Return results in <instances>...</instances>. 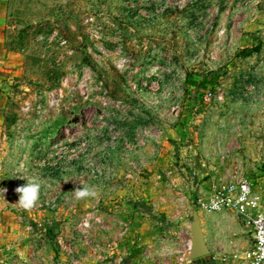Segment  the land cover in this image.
Instances as JSON below:
<instances>
[{"label": "rangeland", "instance_id": "374dc122", "mask_svg": "<svg viewBox=\"0 0 264 264\" xmlns=\"http://www.w3.org/2000/svg\"><path fill=\"white\" fill-rule=\"evenodd\" d=\"M207 137L264 192V0H0V225L28 253L12 258L196 264L207 190L188 150ZM24 176L41 182L31 210Z\"/></svg>", "mask_w": 264, "mask_h": 264}, {"label": "crops", "instance_id": "0c3cea01", "mask_svg": "<svg viewBox=\"0 0 264 264\" xmlns=\"http://www.w3.org/2000/svg\"><path fill=\"white\" fill-rule=\"evenodd\" d=\"M211 139L208 137L207 139L205 138L203 142L204 146L201 145V147L192 142L188 150V152H190L189 165L191 166V170H195L201 175L199 180L196 179L193 182L196 185H199V190L200 192L202 191V193L207 190L210 182L215 179V176H210L212 170L216 171L215 169H217L216 175H219L226 165L237 159L235 155H237V157L240 156L239 151L232 149L231 145L224 140L225 138L214 141ZM220 153L230 154V157L234 156V158L231 157L223 163L219 157ZM201 215L204 216L201 220V225L210 254L206 257L194 260L196 261V264H221L216 256L225 257V260L236 262L241 254H238L235 257L231 256L234 251L233 245L237 244L240 249L242 246L244 249L246 248L244 247L245 244L242 239L243 232L241 225L238 223L239 219L233 214L227 212ZM15 237H17V234H14L13 231L0 225V264H31V261L29 260L23 261L19 258H12L20 254L28 256V253L25 251L27 246L19 248L18 245L12 242V239H15ZM32 263L37 264V262Z\"/></svg>", "mask_w": 264, "mask_h": 264}, {"label": "built area", "instance_id": "2783aa9c", "mask_svg": "<svg viewBox=\"0 0 264 264\" xmlns=\"http://www.w3.org/2000/svg\"><path fill=\"white\" fill-rule=\"evenodd\" d=\"M205 100L209 101L208 95L205 96ZM217 101L222 102L224 98L218 97ZM219 157L223 163L231 158L230 154L224 153H220ZM240 159L230 162L223 168L217 179L213 180L214 183L210 182L205 195L200 197L194 206L201 214L217 212L233 214L239 220L245 221L251 229L252 247L242 251L237 244H234L231 256L235 257L238 254L241 256L236 262L216 256L221 264H264V259L258 261V256L264 252V243H262L264 242V192L254 188L252 180L245 175ZM6 189L7 191L3 196L0 195V198L10 194L11 190ZM189 248H191V241Z\"/></svg>", "mask_w": 264, "mask_h": 264}, {"label": "clouds", "instance_id": "9594fccd", "mask_svg": "<svg viewBox=\"0 0 264 264\" xmlns=\"http://www.w3.org/2000/svg\"><path fill=\"white\" fill-rule=\"evenodd\" d=\"M21 178H26L27 183L22 186H18L15 189L16 193L19 194V199L16 204H18L21 208L25 210H31L37 205L39 201L41 182L38 181V179L35 177L24 176ZM6 191V188L0 189V195L3 196L4 192ZM72 192L74 194L75 199L77 200L97 196L95 187L88 185H81L80 187L75 188ZM260 259H264V252H261V254L258 256V261Z\"/></svg>", "mask_w": 264, "mask_h": 264}, {"label": "water", "instance_id": "95a60500", "mask_svg": "<svg viewBox=\"0 0 264 264\" xmlns=\"http://www.w3.org/2000/svg\"><path fill=\"white\" fill-rule=\"evenodd\" d=\"M191 236L192 238L189 259L196 260L208 256L210 254V250L205 239V234L197 210L193 212V221L191 223ZM119 264L130 263L127 261H123Z\"/></svg>", "mask_w": 264, "mask_h": 264}, {"label": "trees", "instance_id": "16d2710c", "mask_svg": "<svg viewBox=\"0 0 264 264\" xmlns=\"http://www.w3.org/2000/svg\"><path fill=\"white\" fill-rule=\"evenodd\" d=\"M189 81L193 86H196L203 91H205L208 86L215 85V79L209 77H205L200 81H196L190 78Z\"/></svg>", "mask_w": 264, "mask_h": 264}]
</instances>
